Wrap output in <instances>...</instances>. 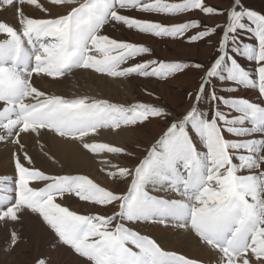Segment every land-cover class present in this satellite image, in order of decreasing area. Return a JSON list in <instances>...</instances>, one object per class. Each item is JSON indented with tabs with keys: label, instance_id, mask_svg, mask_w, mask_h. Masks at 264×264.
Masks as SVG:
<instances>
[{
	"label": "snow or ice",
	"instance_id": "6c2138e0",
	"mask_svg": "<svg viewBox=\"0 0 264 264\" xmlns=\"http://www.w3.org/2000/svg\"><path fill=\"white\" fill-rule=\"evenodd\" d=\"M0 0V11L15 9L13 26L0 21V142H11L15 175L0 178V222L34 214L83 264H205L165 250L141 229L175 230L217 256L218 264H264V12L231 0L218 9L207 0ZM29 5L44 17L28 16ZM55 11L56 15H52ZM201 20L165 24L129 13ZM118 27L198 45L215 44V58L198 62L144 59L148 46L106 34ZM251 65L245 67L240 61ZM87 70L113 79L133 76L161 81L188 71L202 72L177 116L162 105L130 106L87 95L68 99L35 86L33 78L60 80ZM251 90L259 102L218 95ZM209 108L201 109L202 100ZM153 122L166 125L155 143L135 150L100 140ZM36 140L52 162L43 136L72 143L102 167L122 192L84 174H47L35 167L22 137ZM143 152L142 156L136 154ZM134 161L112 163L107 157ZM78 199L112 214H78L60 202ZM13 228L9 248L19 242ZM37 264H45L38 260Z\"/></svg>",
	"mask_w": 264,
	"mask_h": 264
},
{
	"label": "rangeland",
	"instance_id": "374dc122",
	"mask_svg": "<svg viewBox=\"0 0 264 264\" xmlns=\"http://www.w3.org/2000/svg\"><path fill=\"white\" fill-rule=\"evenodd\" d=\"M41 1L43 0H40V2ZM173 2H179V0H173ZM207 2L210 5L218 9H224L229 6L231 0H207ZM245 2L247 6L254 8L257 11L264 12V0H245ZM129 14L132 16L141 18V19L161 21L165 24H173V23H179L181 21L195 20V19L201 20L205 25H209V26H213V25L224 22V17L222 16L215 17L213 19H208L202 16L201 14H199L198 12L195 14H189L188 16H185L182 18H166L163 16L144 15L139 12H133ZM38 17L39 16H35V18H38ZM3 18L4 16L1 17V19ZM7 18L10 19V16L9 17L7 16ZM13 18H14L13 21L16 22L15 15H13ZM108 28H110V31L106 32V34L112 38H115L121 41H128V42H133L137 44H142L152 49V55L146 56L144 57V59H158V60L167 61V62L187 61V62H198L204 65H208L209 62L215 58V54H216L215 44L220 39V35L217 34L215 37L212 38L210 44L202 42L198 45H189L179 40L173 41V40H167V39H163V40L155 39L151 36L138 34L134 31H129L123 28L121 29L119 27L116 29H113L111 27H108ZM240 62L245 67L251 68V65L245 62L244 60H241ZM79 71L86 72L87 70H79ZM79 71L77 70V71H74L73 73L75 74ZM87 72L92 73L90 71H87ZM92 74H95V73H92ZM202 75H203L202 72L188 71L186 74H181L177 76L176 78L165 80V81H161L155 78L146 79V78H141L137 76H133L130 78H118V79H113V78H109L106 76H102V77L108 78L110 79V81H113V82H116L118 80H121V81L124 80L125 82L123 83H125L129 88L132 89V93H128L124 91L123 88L120 90V92L117 95L111 93L109 95V97L111 96L110 97L111 100L109 99L110 102H114V103L124 105V106H130V105H133L139 102H143V103L150 104V105H162L166 107L168 110H170L172 113L176 114L177 116H180L186 111V109L189 106L190 101L187 98L188 93L194 92L197 89L198 82ZM98 76H101V75H98ZM66 77H70V76L68 75ZM217 94L227 95L230 97L248 98L250 100L259 102L257 93L251 90H240L232 94H226V93L218 91ZM89 96L91 97V95ZM101 96L103 97L104 95L102 94ZM76 97H80V96H76ZM76 97H66V98L72 99ZM103 98H105V96ZM200 107L201 109H204V110H207L209 108V104L206 99L201 101ZM165 128H166L165 124L159 123V122H153L147 127L137 128L135 131H130V132H133V135L135 136L134 137L135 140L133 142H130L129 144H126V149L130 151L135 150L137 145H139L142 148H147L149 145L156 142V140L164 132ZM1 143L12 145V143L0 142V144ZM136 154L138 156H142L143 152L137 151ZM49 155L52 156L50 153ZM120 160H122L124 164L134 163V161L123 160V159H120ZM52 163L56 167H58L59 170H61L63 174L87 175L85 174V171H82L79 169L72 170V168H69V170L67 171L64 168L62 169L59 163L57 162H52ZM99 172H100L99 175L101 177L100 178L101 181L96 180V177L94 180L93 177L91 176V178L95 182L99 183L101 186H104L116 192H122L124 190L123 186L112 183V181L109 179V177L104 172L102 171H99ZM14 175H15V172L13 171L12 174L7 175V176L6 174L5 175L3 174V176L1 175L0 178H4V177L11 178ZM73 204L81 205V211H77V210L75 211L78 214H93V213H99V214H104V215L112 214L111 207L108 208L107 210H102L98 207L93 208V207H90L85 202H80L76 198H72L71 205L73 206ZM69 208L70 210H72L70 206ZM21 227H19L18 229L19 231L16 228L17 233L19 232L20 239L14 248H9L7 239L6 240L0 239V264H37L39 254L37 253L38 249L36 248L38 246L37 247L34 246L33 249L30 248L31 240H27L26 238H24L26 237L24 236L26 235V233L24 230V226L22 224H21ZM145 231L147 230L145 229ZM142 233L146 234V232H143V231ZM58 244L60 246H64L59 242V240H58ZM161 246L163 247V245ZM163 248L165 249V247ZM216 263L218 264V261L217 262L213 261V259L205 262V264H216ZM45 264H47V262Z\"/></svg>",
	"mask_w": 264,
	"mask_h": 264
},
{
	"label": "bare ground",
	"instance_id": "6f19581e",
	"mask_svg": "<svg viewBox=\"0 0 264 264\" xmlns=\"http://www.w3.org/2000/svg\"><path fill=\"white\" fill-rule=\"evenodd\" d=\"M41 3H44L46 7L48 6L47 0H43ZM23 9L25 13L31 17L39 16L38 18H41L46 15L29 5H24ZM13 15L16 16L15 9H5L0 11V20L18 27V24L13 21ZM52 15H56V12L53 11ZM2 16H4L3 19H1ZM7 16H10V19L7 18ZM108 31H110V28L106 29V32ZM69 76L70 77H64L60 80H52L51 78L39 79L36 77H34L33 80L35 86L40 90L49 94L60 95L65 98L91 95L92 98L110 101L111 96L109 97V95L111 93L117 95L122 88L128 93H132V89L123 83L125 82L124 80L113 82L108 78L88 73L87 71H79ZM102 94L105 96V98H103L104 96H101ZM134 137L135 136L133 135V132L130 131L122 132L120 135H113L109 132H104L100 136V140L126 148V144H129L135 140ZM41 139L46 145V151L55 157V160L58 161L62 169L64 168L67 171L69 168H72V170L79 169L85 171V174L89 175L90 178L92 176L95 180L96 177V180L101 181L99 171L102 166L97 163V161H94L91 156L82 153L77 145L72 143H62L53 139L51 136H43ZM21 142L26 145V150L28 151L29 155L32 156L36 168L45 171L47 174H63L58 167H56L47 157L44 156V154L40 151L35 139L29 136H24L22 137ZM12 145L2 143L0 144V176H3V174H6V176L10 175L14 171L13 153L16 152L15 150L18 151V149L15 144L12 143ZM107 159L111 160L112 163L124 164L122 160L115 157L109 156ZM58 202H60L63 206H70L74 211H81V205H71V197H66ZM21 224L24 226L26 233V235H24L26 237L24 238L31 240L30 248L33 249L34 246H38L36 248L38 249L37 253L39 254L38 260L42 259L45 261V263L47 262V264H83L82 259L74 255L70 249L60 246L56 236H54L52 231L48 229L41 222V220L33 214H25L22 220L15 224L9 223L5 225L3 222H0V239L6 240L8 232H10L13 228L15 230L17 228L18 230L19 227H21ZM141 230L146 232V234L150 235L152 238L156 239L158 243H161V245L165 247L166 250L176 251L178 253L184 254L185 256L194 257L203 262L209 261L211 259L217 262L219 259L213 253L197 246L196 242L191 237L178 235L175 230H170L167 232L152 228H146L147 231H145V229Z\"/></svg>",
	"mask_w": 264,
	"mask_h": 264
},
{
	"label": "crops",
	"instance_id": "0c3cea01",
	"mask_svg": "<svg viewBox=\"0 0 264 264\" xmlns=\"http://www.w3.org/2000/svg\"><path fill=\"white\" fill-rule=\"evenodd\" d=\"M185 16H188V15H184V16H181V17H178V18H182V17H185ZM179 76V75H178Z\"/></svg>",
	"mask_w": 264,
	"mask_h": 264
}]
</instances>
